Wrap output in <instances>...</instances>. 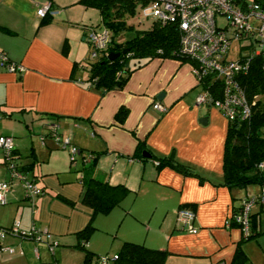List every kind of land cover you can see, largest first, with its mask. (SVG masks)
Here are the masks:
<instances>
[{
	"label": "crops",
	"instance_id": "1",
	"mask_svg": "<svg viewBox=\"0 0 264 264\" xmlns=\"http://www.w3.org/2000/svg\"><path fill=\"white\" fill-rule=\"evenodd\" d=\"M45 1L52 12L42 23L36 7ZM92 8L78 0H0V49L23 66L13 71L0 64V133L13 135L17 161H34L26 176L40 188L26 197L0 149V180L12 184L0 203V227L17 220L22 229L48 230L56 241L51 251L44 236L8 232L0 240V264H80L85 251L78 232L89 221L95 229L85 246L94 254L113 257L129 240L166 249L164 264H230L237 248L245 264H264V208L253 206L249 238L239 225H227L241 199L257 194L261 185L251 190L250 184H223L228 119L196 102L200 87L190 62L153 57L123 87L101 93L87 80L88 26L98 20ZM155 101L165 110L153 107ZM120 106L126 107L121 122L114 117ZM49 128L79 148L77 164L69 148L46 133ZM139 142L156 154H171L195 173L157 168L144 150L145 159L133 155ZM92 153L94 175L129 188L118 205L93 218L82 202L81 180L84 157L93 159ZM182 207L194 212L195 232L180 228Z\"/></svg>",
	"mask_w": 264,
	"mask_h": 264
},
{
	"label": "trees",
	"instance_id": "2",
	"mask_svg": "<svg viewBox=\"0 0 264 264\" xmlns=\"http://www.w3.org/2000/svg\"><path fill=\"white\" fill-rule=\"evenodd\" d=\"M234 1L242 4L245 0ZM254 1L259 2L264 7V0ZM78 2L86 7L96 8L100 14L99 22L88 26L87 39L90 50L93 48V42L89 38V32L91 30H107L104 46L94 47L96 55L89 56L87 80L101 93L123 87L131 72L153 57H173L189 61L185 55L179 53V29L173 22L155 17L147 28L134 29L131 24H127L126 17L135 14L137 3L143 5L147 0H78ZM50 13L42 16L40 22L49 21L51 19ZM124 30H133V34L123 40H116V35ZM124 47L128 48L125 52L119 53L113 59L108 58L109 52H117ZM238 79L251 103V113L246 118L237 116L228 120L222 160L223 184L227 186L262 185L264 183V63L261 58L255 56L249 69L242 72ZM203 83L207 86L212 85L206 79H203ZM125 114L126 107L120 106L114 117L121 122ZM55 131L54 128H49L46 133L52 137ZM143 150L148 152L149 157L156 161L157 168L170 165L184 173H195L188 165L179 162L171 154H156L142 142L138 143L136 153L133 155L145 159L146 157L142 156L141 153ZM95 157L96 155L92 153L93 159L84 161L81 167V180L85 186L82 202L92 208V218L96 213H108L121 202L129 191V188L123 183H110L108 180L94 175ZM3 158L4 164L9 168V161L5 157ZM12 162H14L15 169L23 171L25 175L32 169L34 163L31 161L22 164L16 160V156ZM27 178L34 182L33 177ZM257 204L264 208L263 204ZM254 224L255 213L251 212L250 226L253 227ZM11 225L0 228L6 229ZM94 229L93 221H89L78 232L83 241L80 246L85 251L84 259L80 264H97L101 256L94 254L85 246V242ZM20 236L30 237L28 234H21ZM250 236H252L251 231L245 238ZM166 255L167 251L164 248L150 247L140 242L123 240L115 256L108 255V257L112 260L111 264H164ZM245 261V253L242 249L237 248L230 264H245ZM50 262L56 263L55 261Z\"/></svg>",
	"mask_w": 264,
	"mask_h": 264
},
{
	"label": "built area",
	"instance_id": "3",
	"mask_svg": "<svg viewBox=\"0 0 264 264\" xmlns=\"http://www.w3.org/2000/svg\"><path fill=\"white\" fill-rule=\"evenodd\" d=\"M153 2L157 18L167 20L177 25L179 29V53L185 55L191 64L200 87L195 100L197 103H207L219 109L226 118L233 119L237 116L246 118L251 113L245 89L241 85L238 76L246 72L255 56H259L264 63V7L254 0H245L242 4L234 0H150ZM36 12L41 17L52 12L51 2L45 1L38 4ZM223 19L220 21L219 17ZM89 38L93 42L90 55L95 56L94 47H102L107 38V30H91ZM238 41L237 55L228 56L231 43ZM0 64L8 70H20L23 66L11 60L6 52L0 49ZM203 79L212 83L211 86L203 83ZM153 107L164 111L165 107L159 101L153 103ZM1 116V113H0ZM58 144L68 147L71 159L75 160L80 155L79 148L74 145L69 137H62L53 133ZM14 137L11 134L0 133V149L6 160L9 161L10 174L19 178L24 194L31 196L40 192V188L26 177L23 171L15 169L14 162ZM89 160V157H84ZM11 182L0 180V203L6 201V194L11 188ZM264 205V183L260 191L253 196H245L240 204L230 213L227 225L237 223L244 235L251 231V212L254 204ZM178 218L180 228L195 232L193 224L194 212L189 208H179ZM15 234H28L31 238L39 240L44 236L52 251L56 241L46 229L32 226L30 229H21L19 222L15 220L11 227L0 228V240L8 232ZM115 256V255H114ZM109 260L108 255L99 257L97 264H103ZM44 264H56L46 262ZM214 264H227L223 260Z\"/></svg>",
	"mask_w": 264,
	"mask_h": 264
},
{
	"label": "rangeland",
	"instance_id": "4",
	"mask_svg": "<svg viewBox=\"0 0 264 264\" xmlns=\"http://www.w3.org/2000/svg\"><path fill=\"white\" fill-rule=\"evenodd\" d=\"M153 2L150 0H147V2L145 4H141V3H137L136 5V12L134 15H128L127 18V24H131L132 28L134 29H138V28H147L151 25L152 20L157 17L156 12L154 11L153 8ZM94 14L96 15V17L98 18L96 24L99 22V15H98V10L96 8H92ZM223 19L222 16L219 17V20L221 21ZM98 26H100V24H98ZM133 34V30H124V31H120L117 35H116V40H123L126 37H128L129 35ZM239 47V43L238 41H233L231 43V49L228 53L229 55H232V57L237 55V50ZM69 152V151H68ZM69 157H70V153H69ZM75 164H77V160L73 161ZM258 184H250V188L251 190H255ZM262 218L264 219V209L262 211ZM261 235L264 236V231L261 232ZM102 254V253H101ZM103 255V254H102Z\"/></svg>",
	"mask_w": 264,
	"mask_h": 264
},
{
	"label": "water",
	"instance_id": "5",
	"mask_svg": "<svg viewBox=\"0 0 264 264\" xmlns=\"http://www.w3.org/2000/svg\"><path fill=\"white\" fill-rule=\"evenodd\" d=\"M127 49H128L127 47H124V48H122L120 51H117V52H115V51H111V52H109V54H108V58L113 59V58H115L117 55H119V53H121V52H125ZM143 154L149 156V153H147V152H145V151H143Z\"/></svg>",
	"mask_w": 264,
	"mask_h": 264
}]
</instances>
